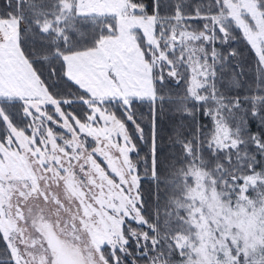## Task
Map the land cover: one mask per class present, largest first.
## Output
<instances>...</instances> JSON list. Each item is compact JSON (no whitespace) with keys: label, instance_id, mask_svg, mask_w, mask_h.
I'll return each mask as SVG.
<instances>
[{"label":"snow or ice","instance_id":"6c2138e0","mask_svg":"<svg viewBox=\"0 0 264 264\" xmlns=\"http://www.w3.org/2000/svg\"><path fill=\"white\" fill-rule=\"evenodd\" d=\"M248 7L0 0V264H97V254L102 264H264V36L241 20ZM251 8L264 21L259 0ZM118 18L136 22L130 34L143 70L127 80L100 54L105 38L119 36ZM233 28L255 57L244 92L243 68H228L238 55ZM145 73L147 90H137ZM165 100L194 128L173 129L179 151L167 162L156 131ZM145 103L147 138L137 121ZM145 183L156 189L150 215Z\"/></svg>","mask_w":264,"mask_h":264},{"label":"trees","instance_id":"16d2710c","mask_svg":"<svg viewBox=\"0 0 264 264\" xmlns=\"http://www.w3.org/2000/svg\"><path fill=\"white\" fill-rule=\"evenodd\" d=\"M259 7L264 8V0H259ZM233 33L236 35L237 39L235 42H231V37H229L230 44L229 46L231 48H234L237 50L238 55L232 57L229 60L228 68L229 70H232L235 65H239L243 68V74L240 76L241 80V89L240 92H244L248 90L249 84L254 80L255 76V57L251 55V53L248 51V46L245 44V40L241 39L240 36L242 35L239 32H236V30L233 28ZM59 83V82H57ZM62 87V85H61ZM165 93H167L168 89H164ZM181 90L178 88L173 87V94L179 93ZM105 105L109 108H114L116 105L111 104L107 101H105ZM102 105V106H105ZM73 111L79 112L80 107L79 105H74L72 108ZM140 113H143V119H141L140 115H137V121L144 125L145 128V137L147 138L148 132H149V124L151 123V114L149 112V107L147 103L144 104L143 107L139 109ZM117 116H119V113L117 112ZM199 120L201 125L204 126V131H207L211 128V121L204 117L202 113L199 114ZM183 125L184 134L187 135L189 131H194L192 119L191 117H185L182 119V114L175 111V105L170 104L167 100H165L163 111H157V126L156 131L158 135V146H159V152L161 160L164 162H167V160L172 156L173 151H179L178 148H174L173 143L170 142V134L173 132V129L177 125ZM250 131L257 132L259 130V125L255 122H250L249 124ZM128 131H130L133 135L136 133L135 127H129ZM143 148V145H141ZM143 152H147V148H143ZM143 154V153H142ZM205 154L207 155V150L205 149ZM134 155V154H133ZM143 171V169H142ZM143 192L145 195V199L148 202L147 206V214H151L152 212V206L156 203L155 193L156 189L154 185L150 183H145ZM161 195V205H163L164 201V190L163 187L160 190ZM127 232L126 230H124ZM130 248H135V243L130 245Z\"/></svg>","mask_w":264,"mask_h":264},{"label":"rangeland","instance_id":"374dc122","mask_svg":"<svg viewBox=\"0 0 264 264\" xmlns=\"http://www.w3.org/2000/svg\"><path fill=\"white\" fill-rule=\"evenodd\" d=\"M243 4L248 5V12L251 13V15H248L244 10H241L239 12V16L241 20L244 21V23L248 26V28L253 32V34H259L261 36H264V21H261L258 18V13L253 11L251 8L252 0H241ZM115 10V9H113ZM253 17H256L253 19ZM134 20H128L124 18H118L117 19V25H118V31L119 36L116 39L111 38H105L103 41V45L100 48V54L105 57V64L107 66H111L113 63L116 64V66L120 70L121 77L125 80L128 78H135L136 76L140 75L141 71H143L140 67L141 61L138 59L139 57V51L137 48L136 40L133 38L134 33L130 34V29H132L135 25ZM230 23H232L230 21ZM95 55V54H93ZM111 56V60H108L107 57ZM129 61H131L129 63ZM91 63V61L89 62ZM98 71L106 72L108 71V67H100ZM110 75V73H109ZM115 79V77H113ZM146 73L144 74V81L145 83L137 88V90H147L146 85ZM119 84V81H117V85ZM113 90H116L115 88ZM107 91L106 89H102L101 92ZM119 91H124L123 88H119ZM109 102L108 100H105ZM101 107H104L101 105ZM55 127V126H53ZM115 130L119 131L118 125L114 126ZM122 143V142H121ZM112 151L115 153V149H112ZM259 159V158H258ZM98 161L102 164V166H105L103 163L102 158H98ZM259 170V166L258 169ZM53 192H56L61 199H63V190L53 188ZM55 219V216L53 217ZM112 226L111 222L109 221L108 224L101 223V229L98 233L95 234V242L96 243H102L106 237H107V229L108 227ZM124 230L129 231L128 227L125 226ZM87 239V237H85ZM96 261L97 264H102V262L99 260V255H96Z\"/></svg>","mask_w":264,"mask_h":264}]
</instances>
